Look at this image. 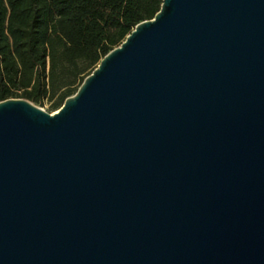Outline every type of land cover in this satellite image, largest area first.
Returning <instances> with one entry per match:
<instances>
[{
  "label": "water",
  "instance_id": "water-1",
  "mask_svg": "<svg viewBox=\"0 0 264 264\" xmlns=\"http://www.w3.org/2000/svg\"><path fill=\"white\" fill-rule=\"evenodd\" d=\"M0 264H264V0H163L57 112L0 102Z\"/></svg>",
  "mask_w": 264,
  "mask_h": 264
},
{
  "label": "trees",
  "instance_id": "trees-1",
  "mask_svg": "<svg viewBox=\"0 0 264 264\" xmlns=\"http://www.w3.org/2000/svg\"><path fill=\"white\" fill-rule=\"evenodd\" d=\"M163 0H0V102L58 111Z\"/></svg>",
  "mask_w": 264,
  "mask_h": 264
},
{
  "label": "rangeland",
  "instance_id": "rangeland-1",
  "mask_svg": "<svg viewBox=\"0 0 264 264\" xmlns=\"http://www.w3.org/2000/svg\"><path fill=\"white\" fill-rule=\"evenodd\" d=\"M35 105H36V104H35ZM37 106H39L40 108L46 110L47 112H49V113H51V114L57 112V111H55L54 109H52V108H53V107H52V103H51L50 101H47V100L44 101L43 104H40V105H37Z\"/></svg>",
  "mask_w": 264,
  "mask_h": 264
}]
</instances>
